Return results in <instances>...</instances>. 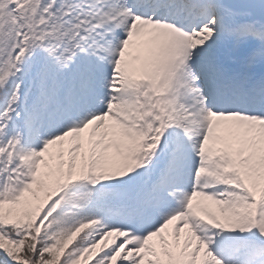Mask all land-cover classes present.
Instances as JSON below:
<instances>
[{
  "label": "snow or ice",
  "instance_id": "obj_1",
  "mask_svg": "<svg viewBox=\"0 0 264 264\" xmlns=\"http://www.w3.org/2000/svg\"><path fill=\"white\" fill-rule=\"evenodd\" d=\"M0 264H264V0H0Z\"/></svg>",
  "mask_w": 264,
  "mask_h": 264
}]
</instances>
